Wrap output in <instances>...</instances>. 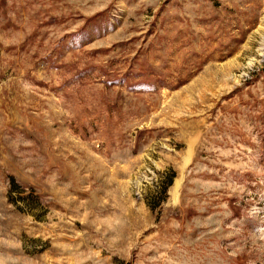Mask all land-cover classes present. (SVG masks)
Returning <instances> with one entry per match:
<instances>
[{
	"label": "rangeland",
	"instance_id": "obj_1",
	"mask_svg": "<svg viewBox=\"0 0 264 264\" xmlns=\"http://www.w3.org/2000/svg\"><path fill=\"white\" fill-rule=\"evenodd\" d=\"M263 232L264 0H0V264H264Z\"/></svg>",
	"mask_w": 264,
	"mask_h": 264
},
{
	"label": "trees",
	"instance_id": "obj_2",
	"mask_svg": "<svg viewBox=\"0 0 264 264\" xmlns=\"http://www.w3.org/2000/svg\"><path fill=\"white\" fill-rule=\"evenodd\" d=\"M175 176H176L175 171H172V172L170 173V175L168 176V178L165 179V181L163 182V192H164V193H167L169 187H170V186L172 185V183H173V180H174ZM13 185L16 186L15 182L13 183Z\"/></svg>",
	"mask_w": 264,
	"mask_h": 264
},
{
	"label": "bare ground",
	"instance_id": "obj_3",
	"mask_svg": "<svg viewBox=\"0 0 264 264\" xmlns=\"http://www.w3.org/2000/svg\"><path fill=\"white\" fill-rule=\"evenodd\" d=\"M263 236H264V232H263Z\"/></svg>",
	"mask_w": 264,
	"mask_h": 264
}]
</instances>
